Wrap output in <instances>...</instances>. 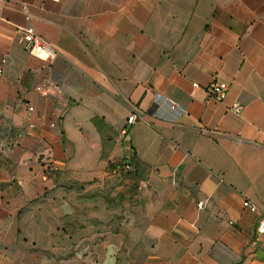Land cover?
<instances>
[{
	"label": "crops",
	"instance_id": "1",
	"mask_svg": "<svg viewBox=\"0 0 264 264\" xmlns=\"http://www.w3.org/2000/svg\"><path fill=\"white\" fill-rule=\"evenodd\" d=\"M0 67V264H264V0H0Z\"/></svg>",
	"mask_w": 264,
	"mask_h": 264
},
{
	"label": "built area",
	"instance_id": "2",
	"mask_svg": "<svg viewBox=\"0 0 264 264\" xmlns=\"http://www.w3.org/2000/svg\"><path fill=\"white\" fill-rule=\"evenodd\" d=\"M47 1H51V2H60L61 0H47ZM23 12L25 14V18L27 20L30 19V15L28 14V9L26 6L23 5ZM24 40L26 42V47L28 49V51L32 54V55H47L48 58H53L56 55V51L38 34H36L35 32H33L32 29L27 28L24 34ZM2 72V69L0 67V74ZM194 86H196V84H193ZM227 84L225 82H213L206 90V93L209 97L220 101L223 100L226 95H227ZM39 90H43L42 88H38ZM170 108L175 110V109H179V106L175 103H170ZM26 109L27 111L30 113L33 112L34 108L31 104H26ZM242 109V106L239 103L233 104V106L230 108L231 111L233 112H240ZM30 116V115H29ZM145 113L139 109L138 107H133L127 117V124L131 125L133 124L135 121L140 120V119H144L145 118ZM55 124L52 123L51 126H54ZM34 127V124L30 121V117H29V123H28V129H32ZM18 137L22 136V133H18L17 135ZM243 207L252 211V212H259L258 207L251 202L248 199H244L243 202ZM261 218L259 219L257 226H256V233L257 235H262L264 234V212H261ZM229 223H232L231 221H229Z\"/></svg>",
	"mask_w": 264,
	"mask_h": 264
},
{
	"label": "rangeland",
	"instance_id": "3",
	"mask_svg": "<svg viewBox=\"0 0 264 264\" xmlns=\"http://www.w3.org/2000/svg\"><path fill=\"white\" fill-rule=\"evenodd\" d=\"M123 174L121 173V176H122ZM120 176V177H121ZM119 177V179H117L115 182H114V184H112L113 185V187L115 188V189H117V188H121V189H117V190H119V192H120V195H122V197L124 196L123 194L125 193V191L127 190V191H133V185H132V183L131 182H129V181H125L123 178H120ZM119 186H125V187H119ZM127 188V189H126Z\"/></svg>",
	"mask_w": 264,
	"mask_h": 264
}]
</instances>
